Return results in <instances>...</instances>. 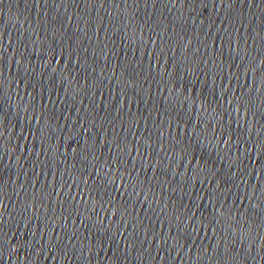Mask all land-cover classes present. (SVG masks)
<instances>
[{"label":"water","instance_id":"water-1","mask_svg":"<svg viewBox=\"0 0 264 264\" xmlns=\"http://www.w3.org/2000/svg\"><path fill=\"white\" fill-rule=\"evenodd\" d=\"M0 264H264V0H0Z\"/></svg>","mask_w":264,"mask_h":264}]
</instances>
